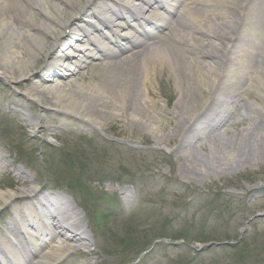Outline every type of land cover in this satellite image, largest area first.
Masks as SVG:
<instances>
[{
	"label": "rangeland",
	"instance_id": "374dc122",
	"mask_svg": "<svg viewBox=\"0 0 264 264\" xmlns=\"http://www.w3.org/2000/svg\"><path fill=\"white\" fill-rule=\"evenodd\" d=\"M245 18L241 15V23ZM228 56L221 55L223 66ZM209 60L200 59L203 63ZM256 63L258 72L251 73L254 67H250L244 71L251 73L249 78L237 77V102L231 103L225 125L210 132L189 130L188 140L180 135L170 143L155 140L173 128L171 122L168 127L165 124L180 90L191 95L199 111L211 93L224 92V85L213 92L206 88L208 80L201 65H195L193 76L187 79L183 74L170 77L163 73L153 82L148 97L156 102V109L150 129L129 126L128 115H117L116 109L115 116L102 126H83L79 116L68 117V123L63 113L53 109L42 112L40 125L51 131L41 133L39 126L28 127L23 119V114L40 113L38 102L20 86L26 82L0 75V153L12 168L29 175L27 186L58 187L69 192V199L78 196L86 204L82 221L93 229L88 233L96 241L100 264H264V191L256 188L264 186L263 53ZM44 65L30 68L41 72ZM101 68L92 61L71 78L86 73L80 81L86 85L97 79ZM138 87L146 98L143 83ZM117 129L125 133L117 134ZM90 151L96 154L91 157ZM85 165L87 176L81 175L80 181L75 173L82 174L80 167ZM7 177L8 182L15 179L8 173ZM69 180L81 182L86 193L67 189L64 185ZM122 190L128 191L132 202L123 199L120 207L131 214L118 216L119 205L113 202L110 207L109 202L120 200ZM7 204L1 203L0 210ZM3 212L0 230L7 220L8 213ZM211 242L220 244L200 249Z\"/></svg>",
	"mask_w": 264,
	"mask_h": 264
},
{
	"label": "bare ground",
	"instance_id": "6f19581e",
	"mask_svg": "<svg viewBox=\"0 0 264 264\" xmlns=\"http://www.w3.org/2000/svg\"><path fill=\"white\" fill-rule=\"evenodd\" d=\"M172 2L167 8L159 0H0V75L26 82L20 86L40 107L39 114H23L27 126H39L41 133L51 131L40 125V119L42 112L53 109L61 111L68 123L67 116L72 115L79 116L85 126H102L115 116L116 109L117 115H128L129 126L149 128L156 109V102L148 97L153 82L163 73L170 77L183 74L187 79L193 76L195 65L206 72V88L213 92L224 85L223 94L211 93L199 111L191 95L180 90L165 124L168 127L171 122L173 128L156 136L155 142L170 143L180 135L188 140L191 135L186 131L210 132L225 125L231 103L237 102V77L258 72L256 60L264 54V0ZM241 15L247 18L242 23ZM93 32L96 36H91ZM60 46L65 51L60 52ZM222 54H229L226 66ZM201 57L210 60L203 63ZM94 60L102 68L92 83L81 85L86 73L71 78ZM43 62L42 71L33 72V65ZM250 67H254L250 74L244 72ZM34 77L40 83L32 82ZM0 169L15 177L8 183L12 190H1L6 183L0 181V204L8 203L5 210L11 211L5 231L14 236L10 240L0 237V255L7 263L12 262L6 252L12 254L14 264H77L79 256L85 257L80 264H96L88 259L97 254L96 241L81 222L82 211L77 206L60 194L36 197L41 187L27 186L29 175L12 168L2 153Z\"/></svg>",
	"mask_w": 264,
	"mask_h": 264
}]
</instances>
